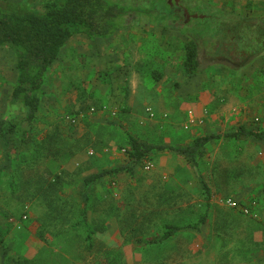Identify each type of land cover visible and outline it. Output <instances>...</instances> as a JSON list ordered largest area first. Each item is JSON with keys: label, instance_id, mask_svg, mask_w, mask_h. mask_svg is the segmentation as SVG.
Masks as SVG:
<instances>
[{"label": "rangeland", "instance_id": "374dc122", "mask_svg": "<svg viewBox=\"0 0 264 264\" xmlns=\"http://www.w3.org/2000/svg\"><path fill=\"white\" fill-rule=\"evenodd\" d=\"M2 1L33 6L32 0ZM188 2L196 4L191 13L199 17L178 19L179 30L126 27L104 40L75 35L62 49L31 132L0 145V226L6 231L0 264H211L215 204L199 232L188 228L206 210L198 182L240 202L233 186H222L225 176L246 175L234 156L239 141L208 145L197 167L168 148L235 129L239 122L230 116H239L242 104L261 101L264 51L230 54L215 45L229 44L235 34L240 42L256 36L251 28L264 21V0H181ZM146 6L154 11L149 19L163 22L157 11L168 10L165 0ZM190 40L198 47L193 75L183 70ZM14 67V53L0 49V120L22 113L9 101ZM260 113L246 125L261 128ZM128 136L165 149L151 153L132 174L108 175L85 191L87 177L131 165ZM40 184L49 187L40 190ZM84 206L91 247L85 228L73 226ZM167 225L184 229L161 243L141 242L158 240Z\"/></svg>", "mask_w": 264, "mask_h": 264}, {"label": "trees", "instance_id": "16d2710c", "mask_svg": "<svg viewBox=\"0 0 264 264\" xmlns=\"http://www.w3.org/2000/svg\"><path fill=\"white\" fill-rule=\"evenodd\" d=\"M32 7L23 5H11L0 0V49H8L15 56L16 81L13 86L10 103L18 106L22 115L12 120H0V140L6 143L19 138L23 140L31 132L35 123L36 113L39 111L44 95V86L47 75L54 63L61 56L62 49L75 35L86 36L90 39H110L115 32L126 27H152L163 30H179L175 11L171 8L157 11L164 16L163 22L149 19L153 10L146 8L149 0H32ZM166 2V1H165ZM207 6H199L198 8ZM155 12V13H157ZM167 17V18H166ZM198 47L194 40L184 45L183 70L187 75L198 72ZM252 137L264 139L263 133L252 131H238L234 137ZM219 136H200L184 147H171L173 151L189 159L196 164V158L203 149ZM5 143V144H6ZM7 145V144H6ZM127 151L130 166L117 168L91 175L84 180L86 191L98 180L119 172L133 173V169L140 162L156 151L165 148L146 144L132 136L127 137ZM7 152V159L13 153ZM37 152V149L36 151ZM38 154V153H36ZM12 157V156H11ZM59 178H57V181ZM40 190L53 188L54 182L43 184ZM205 187V185H203ZM79 218L74 227L83 226L86 230L88 247H91L93 230L87 222V208L84 206L79 211ZM206 218L191 225V230L199 231L205 224ZM184 227L165 226L162 236L156 241H141L143 244L152 245L167 241L174 237ZM6 231L0 226V246ZM6 253L2 255L3 262Z\"/></svg>", "mask_w": 264, "mask_h": 264}, {"label": "crops", "instance_id": "0c3cea01", "mask_svg": "<svg viewBox=\"0 0 264 264\" xmlns=\"http://www.w3.org/2000/svg\"><path fill=\"white\" fill-rule=\"evenodd\" d=\"M262 58H264V56ZM14 81H16V74ZM259 96H262L261 103L258 101L257 105L247 103L242 104L241 109L239 108L241 111L237 117H233V114L231 113L232 115L230 118H233V121L239 122V125L235 127V129L225 133L218 132L211 135H205L220 137L218 140L209 143V146L215 142L222 143L224 140L239 141L237 143L239 145L237 147V153H235L234 156L239 160L241 167L246 170V175H240V179H234L233 176H225L223 180L222 186L225 185L230 188L233 186L235 188L236 197L233 196V199H241L240 202H237L239 205L236 209L221 205L224 204L223 201L226 199L223 195L221 196L218 194L216 188L215 190L211 187L209 188L202 179L198 182L199 188L207 199L205 213L199 218L198 222L204 217L207 220V215H212L213 213V203L216 206V211L214 212V217L212 219L214 220L212 223L214 224L215 231H213L214 237H212L211 241L216 247L215 254L210 258L211 264H264V139L245 136L229 138L230 135H235L238 131L241 132L242 130L264 134V125H262L261 128L257 126L253 128L246 125L249 117L256 116L255 114L257 112H261L260 115L264 116V108L261 109V107L264 106V94ZM39 112L40 111L36 113L35 119ZM5 143V141L3 142L0 140V145H2V147L3 145L5 147ZM205 148L196 158V164L194 165L192 163L194 167H197V160L203 155ZM259 155H262V157ZM249 170L251 172H249ZM248 173H251V175H248ZM203 185H205V187ZM213 195L216 201L210 203L209 201ZM243 209H247L249 214L245 215ZM208 212L210 213L208 214ZM205 224L200 226L199 231ZM221 225L224 226L223 233L219 228ZM222 252H224V258H221Z\"/></svg>", "mask_w": 264, "mask_h": 264}, {"label": "flooded vegetation", "instance_id": "af4514ba", "mask_svg": "<svg viewBox=\"0 0 264 264\" xmlns=\"http://www.w3.org/2000/svg\"><path fill=\"white\" fill-rule=\"evenodd\" d=\"M168 4L169 7L175 11V14L177 16V20L180 19L184 23H188L193 16H196L194 18L199 17L198 15H193L191 13V8L196 6V4L193 6V4H190V2L185 3V5L181 4V0H165ZM192 5V6H191ZM242 30V28H241ZM232 31V30H231ZM255 31V32H254ZM245 32V31H244ZM244 32H241L244 33ZM251 32L257 33L256 36H254L252 39L251 38H246L245 41L239 40V37L241 35H232L230 37V42L229 44H226L221 41V43L216 42V51H219L222 49L225 51L230 50V54L232 53H245L248 52L250 55H257L260 54L261 52L264 51V21L260 23H255L252 28ZM253 40V45H251V41ZM234 43V44H233ZM212 46H214L212 44ZM224 46V47H223ZM217 60V59H216ZM199 62V61H198Z\"/></svg>", "mask_w": 264, "mask_h": 264}, {"label": "built area", "instance_id": "2783aa9c", "mask_svg": "<svg viewBox=\"0 0 264 264\" xmlns=\"http://www.w3.org/2000/svg\"><path fill=\"white\" fill-rule=\"evenodd\" d=\"M192 118H193V117L191 116V113H190V122H191V123H193V119H192ZM224 204H225L226 206L230 207V208H234V209L238 208L237 203H235L234 201H231V200H226V201H224ZM243 213H244L245 215H248V214H249V211H248L247 209H243ZM23 219H25V217H23Z\"/></svg>", "mask_w": 264, "mask_h": 264}, {"label": "water", "instance_id": "95a60500", "mask_svg": "<svg viewBox=\"0 0 264 264\" xmlns=\"http://www.w3.org/2000/svg\"><path fill=\"white\" fill-rule=\"evenodd\" d=\"M194 17H196V16H194Z\"/></svg>", "mask_w": 264, "mask_h": 264}]
</instances>
